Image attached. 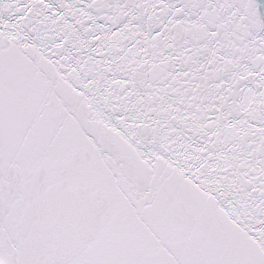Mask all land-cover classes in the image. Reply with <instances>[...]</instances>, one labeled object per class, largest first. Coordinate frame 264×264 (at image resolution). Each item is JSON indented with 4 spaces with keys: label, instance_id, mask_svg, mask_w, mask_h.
<instances>
[{
    "label": "snow or ice",
    "instance_id": "6c2138e0",
    "mask_svg": "<svg viewBox=\"0 0 264 264\" xmlns=\"http://www.w3.org/2000/svg\"><path fill=\"white\" fill-rule=\"evenodd\" d=\"M0 264H264V0H0Z\"/></svg>",
    "mask_w": 264,
    "mask_h": 264
}]
</instances>
